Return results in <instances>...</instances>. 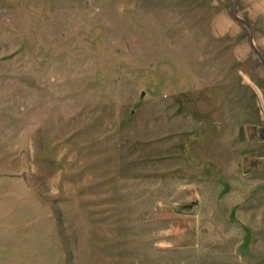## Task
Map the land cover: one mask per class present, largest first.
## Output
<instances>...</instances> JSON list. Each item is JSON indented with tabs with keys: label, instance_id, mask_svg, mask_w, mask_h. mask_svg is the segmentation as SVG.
<instances>
[{
	"label": "rangeland",
	"instance_id": "rangeland-1",
	"mask_svg": "<svg viewBox=\"0 0 264 264\" xmlns=\"http://www.w3.org/2000/svg\"><path fill=\"white\" fill-rule=\"evenodd\" d=\"M0 264H264V0H0Z\"/></svg>",
	"mask_w": 264,
	"mask_h": 264
},
{
	"label": "water",
	"instance_id": "water-1",
	"mask_svg": "<svg viewBox=\"0 0 264 264\" xmlns=\"http://www.w3.org/2000/svg\"><path fill=\"white\" fill-rule=\"evenodd\" d=\"M188 208H192V206H187Z\"/></svg>",
	"mask_w": 264,
	"mask_h": 264
}]
</instances>
